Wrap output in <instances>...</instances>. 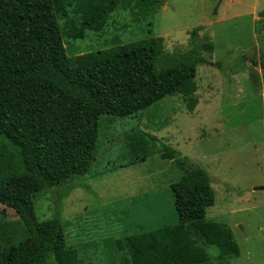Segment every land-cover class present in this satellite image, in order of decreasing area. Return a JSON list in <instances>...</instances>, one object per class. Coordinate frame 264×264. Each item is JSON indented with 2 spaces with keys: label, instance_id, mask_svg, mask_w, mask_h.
I'll list each match as a JSON object with an SVG mask.
<instances>
[{
  "label": "rangeland",
  "instance_id": "obj_1",
  "mask_svg": "<svg viewBox=\"0 0 264 264\" xmlns=\"http://www.w3.org/2000/svg\"><path fill=\"white\" fill-rule=\"evenodd\" d=\"M217 2L163 0L148 17L118 8L101 33L64 37L69 56L155 38L158 69L198 57L212 63L196 68L192 112L174 94L130 118H102L87 175L73 188L34 198L36 219L58 217L66 245L83 264H119L117 239L178 223L170 186L184 172L161 158L163 146L207 173L213 204L205 218L226 226L240 251L219 259L213 246H190L183 264H264V32H255L264 0ZM133 130L156 141L144 161L130 165L126 138ZM22 237L18 217L0 204V254Z\"/></svg>",
  "mask_w": 264,
  "mask_h": 264
},
{
  "label": "trees",
  "instance_id": "obj_2",
  "mask_svg": "<svg viewBox=\"0 0 264 264\" xmlns=\"http://www.w3.org/2000/svg\"><path fill=\"white\" fill-rule=\"evenodd\" d=\"M162 2L0 0V204L16 214L23 233L0 254V264H83L66 245L58 217L36 219L34 198L73 188L87 175L97 156L102 118H130L174 94L189 112L195 109L196 68L212 65L204 57L158 69L155 38L67 54L68 33L73 41L83 40L86 32L101 33L118 8L148 17ZM65 19L66 28L60 26ZM255 32H264V10ZM212 49L204 47L208 54ZM151 140L156 138L130 131V165L146 159ZM161 158L184 172L170 186L178 223L117 239L119 264H183L190 246L199 252L213 246L219 259L239 257L230 230L205 218L213 204L207 173L166 146Z\"/></svg>",
  "mask_w": 264,
  "mask_h": 264
}]
</instances>
